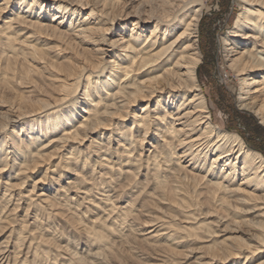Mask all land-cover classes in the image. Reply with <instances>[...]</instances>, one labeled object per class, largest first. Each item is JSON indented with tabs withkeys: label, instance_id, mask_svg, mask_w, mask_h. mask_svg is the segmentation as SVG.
I'll list each match as a JSON object with an SVG mask.
<instances>
[{
	"label": "bare ground",
	"instance_id": "obj_1",
	"mask_svg": "<svg viewBox=\"0 0 264 264\" xmlns=\"http://www.w3.org/2000/svg\"><path fill=\"white\" fill-rule=\"evenodd\" d=\"M207 3L0 0V89L11 92L0 96V224L15 223L22 196L28 210L47 205L45 192L33 196L54 172L76 176V184L64 182L67 190L80 185L81 160L83 170L100 169L92 189L78 188L96 216L82 253L78 244L58 248L63 264H115L118 244L135 231L159 264H264V156L216 123L199 80ZM235 5L224 62L240 84V110L264 127V0ZM43 167L28 196L13 194ZM131 175L144 177L143 186L118 208ZM202 201L207 208L199 213ZM136 215L147 220L141 230ZM21 230L14 244L0 245V264H31L47 245ZM200 238L207 244L193 251L189 244ZM47 258L40 252L41 264Z\"/></svg>",
	"mask_w": 264,
	"mask_h": 264
},
{
	"label": "rangeland",
	"instance_id": "obj_2",
	"mask_svg": "<svg viewBox=\"0 0 264 264\" xmlns=\"http://www.w3.org/2000/svg\"><path fill=\"white\" fill-rule=\"evenodd\" d=\"M207 4L209 11H206L200 26V44L203 53V62L199 68L200 84L205 94L207 93L206 96H208V104L216 123L228 132L238 134L249 148L261 153L264 156V127L260 125V121L254 116V114L248 111L240 110L238 106V89L240 88V84L237 82L234 76L230 75L229 73L227 74L228 69L223 57L224 53L222 39L231 30L237 15L240 13V8L235 5V0H208ZM1 83L2 82H0V84ZM11 87L14 88L15 91L19 92L24 90V87H20L18 84L16 85V83L12 84ZM1 92L2 91L0 89V96L2 94L8 96L11 93H9V91L6 93ZM89 146L90 144L88 143L87 147ZM148 149L150 150L147 145L145 150ZM87 150H85V152ZM92 150L94 151V149ZM152 150L153 149L150 151ZM149 154L150 153L147 151L143 152V155L147 156ZM81 162L82 161L80 160L79 164L75 167L76 174L78 176H82L79 180L81 183L80 185L77 184L72 186L74 187L73 189L67 190L68 186L64 183L66 181H70L71 183L76 184V176H72V173H70L71 175H67L63 172L62 178L58 179V177L54 176L57 173L54 172V174L50 175V177H55L53 181L51 179H47V181L38 184V187L35 190L36 196H33V200L37 201V196H39L42 192H45L47 196L41 197V199H45L48 206L46 204V206L41 204L40 207L35 206L34 208L32 207L28 210L26 202L24 203L26 200L22 196H28V190L32 189L33 181L39 179L41 174L46 171L47 167H43L38 172H36L32 179L27 181L25 185L15 186L12 188L14 190L13 194L19 192L22 194V197L17 203L19 208L14 213H12L13 215L11 216L15 219V223L12 224L7 220H1L0 225L2 226V230H0V245L4 243L10 245L11 243L14 244L18 237H20V232H22L21 229L23 228V237L28 236V232L33 230L36 236L42 238V240H46L47 242L46 246L41 247V249L37 251L38 255L35 256V258L32 254V257L28 259L31 264L35 261H38L37 264H41L39 262L40 252H44L45 254L47 252L48 256L47 260L43 261L42 264L65 263V259H62L64 256L59 257L61 251L58 248H60V246L64 247L68 245L72 248V250H75V247L72 246V243L73 245L78 244L77 248L81 249L78 251L82 253L84 248L82 245L84 236L86 235L88 227L91 226L90 222L95 220L96 212L94 209H92V207L89 206L90 204L82 202V196L79 193L80 190H78V188L83 189L84 187L87 189H92L91 185H93L92 183L94 182V179L97 178L99 180L98 172H100V169H98L96 166L95 172L93 174V168L89 167L88 169L85 168L83 170ZM57 163L58 161L55 162V165ZM54 168L55 167L51 169L53 170ZM125 171L126 169L122 171L123 175H126ZM40 172L42 173L39 174ZM58 172H61L60 169ZM118 177L120 176H114V183H118L116 179L122 178ZM102 178L104 179V177ZM143 178L144 177H140V179H136L134 175L124 176V181L129 182L130 186L127 188L128 193L126 192L121 194L120 199L116 201V207L123 209V207L126 206L128 202H133L132 200L136 198L140 192V186H143L140 184ZM16 180L18 179L12 180L11 183H16L18 185L19 183ZM56 180L57 185L55 183ZM151 184L152 181L148 186ZM0 186L1 198L4 192V187L2 185ZM45 186H47V189L42 190V188ZM113 186L115 187V184ZM62 189L63 191H61ZM93 190L99 191L98 189ZM93 190L91 192L93 194L95 193V195L98 197L99 192L96 193ZM75 191L77 192V195ZM71 198L74 199L71 201ZM89 199L93 200L92 197ZM141 200H143V197H140L136 202L133 203V209L138 208V204L141 203ZM13 202L16 203L17 201L13 200ZM13 208L14 206L10 207L11 210ZM204 208H207V204L202 201L200 208L198 209L199 213L203 212L205 210ZM1 209L2 208H0V210ZM4 212H7V210ZM84 213L85 217L83 215ZM2 215H4V213ZM198 217L200 218L199 222L204 223V217ZM133 220L135 222H132L133 225L137 224L136 226L139 230L142 229L144 222L147 221L143 215H136ZM126 229L129 230V228ZM206 244V239L200 238L198 241L196 240L195 243L189 245L191 246V249L194 248L193 251H196V248L199 246L202 247ZM185 250L186 249L182 248L177 251H179V253L185 257ZM15 258H17V261H19L23 260L25 257H23V254H21ZM114 258L115 261H117L115 264H159L158 258L155 256L154 251H150V249L141 242V236L138 231L130 234L129 238L125 242L122 241L120 244H118L117 253L114 254Z\"/></svg>",
	"mask_w": 264,
	"mask_h": 264
}]
</instances>
